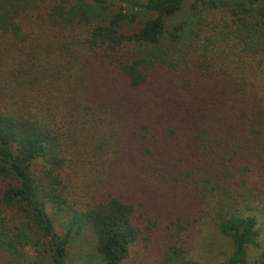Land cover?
Here are the masks:
<instances>
[{
  "label": "trees",
  "instance_id": "obj_1",
  "mask_svg": "<svg viewBox=\"0 0 264 264\" xmlns=\"http://www.w3.org/2000/svg\"><path fill=\"white\" fill-rule=\"evenodd\" d=\"M185 1L0 0L3 264H66L82 231L79 264L138 239L159 264H203L205 216L230 239L217 264L261 247L264 0ZM218 8L227 22L202 14Z\"/></svg>",
  "mask_w": 264,
  "mask_h": 264
},
{
  "label": "rangeland",
  "instance_id": "obj_2",
  "mask_svg": "<svg viewBox=\"0 0 264 264\" xmlns=\"http://www.w3.org/2000/svg\"><path fill=\"white\" fill-rule=\"evenodd\" d=\"M191 1H185L182 12H189ZM262 1L259 0V2ZM202 14L214 22L228 21V15L223 8L203 10ZM15 216V214H8L6 218L7 220L10 218L15 220ZM258 220L261 247L248 249L249 264H264V216H259ZM201 221L194 228V237L190 236L189 238L191 249L188 252V257L198 259L203 264H217L229 255L231 251L230 239L219 231L216 224L208 216H205ZM55 224L56 230L61 233V221L56 219ZM89 236H91L89 233H83L82 231L75 238L73 237L74 240L67 246L66 264H79L81 256H88L93 253L92 243L90 244L88 241ZM93 254L88 259H91ZM22 255L25 261L32 263L37 254L32 247L27 245L23 247ZM153 256L152 253L146 250L143 241L138 239L130 244L127 257L118 264H159ZM0 264H3L1 259ZM46 264L49 263L46 262Z\"/></svg>",
  "mask_w": 264,
  "mask_h": 264
}]
</instances>
